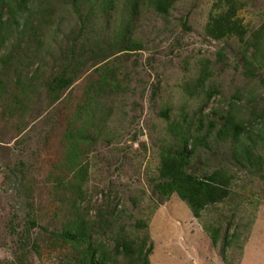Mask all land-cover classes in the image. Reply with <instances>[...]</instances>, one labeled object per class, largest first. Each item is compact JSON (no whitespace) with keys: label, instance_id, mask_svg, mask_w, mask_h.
Wrapping results in <instances>:
<instances>
[{"label":"rangeland","instance_id":"374dc122","mask_svg":"<svg viewBox=\"0 0 264 264\" xmlns=\"http://www.w3.org/2000/svg\"><path fill=\"white\" fill-rule=\"evenodd\" d=\"M54 1L52 7L38 1L30 24L1 35L0 264L21 255L24 264H73L79 248L57 234L76 208L96 226L92 238L108 246L114 235L146 232L153 245L150 264H264V70L247 76L235 37L216 41L205 35L210 16L227 10L224 2L179 0L164 15L145 2L128 13L118 0L92 1L93 10L87 2ZM241 1L234 18L256 30L264 21V0ZM122 45L131 48L123 51ZM203 64L209 65V85L219 89L208 103L204 128L219 120L212 110L225 114L233 108L249 121L262 158L256 166L237 162L232 142L211 137V151L199 149L192 172L221 169L233 179L230 196L198 219L176 194L161 202L152 180L161 146L174 142L159 112L168 105L170 119L184 110L188 125L193 121L204 94L188 97L183 86ZM60 73L72 81L53 99L47 81ZM103 76L119 87L112 93L103 83L90 105L87 96ZM88 106L91 139L76 141L80 155L72 171L65 129L73 122L75 130L83 126ZM85 170L79 196L69 184ZM231 220L243 235L223 259ZM138 221L147 227L136 226ZM205 225L221 226L216 245Z\"/></svg>","mask_w":264,"mask_h":264},{"label":"trees","instance_id":"16d2710c","mask_svg":"<svg viewBox=\"0 0 264 264\" xmlns=\"http://www.w3.org/2000/svg\"><path fill=\"white\" fill-rule=\"evenodd\" d=\"M38 1L44 0H0V50L3 41L1 36L8 27L22 29L32 21L31 15ZM51 1V7L54 0ZM77 5H84V2L89 4V9L93 10L92 1L106 3V0H73ZM114 1V0H113ZM124 3V7L128 13L138 11L140 3L145 2L156 13L167 15L179 0H118ZM53 2V3H52ZM224 2L227 10L212 14L205 26V35L216 41L236 38L240 43L241 65L244 73L249 77L261 75L264 70V21L256 29L249 32L247 27L243 25L241 19L234 18L238 9L242 8L241 0H234L231 4L230 0H221ZM232 5V6H231ZM217 4H215V7ZM104 9H107L106 7ZM105 11V10H103ZM131 46L122 45L121 50L130 49ZM209 65H204L196 78L185 83L183 91L188 97L204 94V101L199 105L194 114L191 123L186 122L187 113L181 110L178 118L170 119V106L166 105L160 110V116L165 120L167 130L173 137L174 142L161 146L159 151V166L158 173L152 180L154 193L158 196L161 202L166 201L171 195L176 194L182 201L186 203L194 218L202 219L203 211L212 208L230 196V184L233 179L232 175L221 169H214L211 172L197 175L192 172L194 157L198 155L199 149L211 151L209 139L214 137L221 141H230L235 148L232 150V157L235 161L250 164L251 166L260 165L261 154L258 152L256 137L253 136L249 121L238 116L234 109H230L225 114H218L212 110V114L218 117V122L210 121L207 128H204L206 109L210 99L217 93L219 89L209 85L210 73ZM72 76L56 75L47 81V89L53 96V99H58L62 89L70 84ZM98 88L91 89L88 98V103L98 99L103 93L105 83L111 89L110 92L115 93L119 83L116 80L109 81L103 76ZM264 81V78L261 79ZM108 83V84H107ZM95 109V105L92 106ZM82 108H80V111ZM87 113V117L83 119V126L75 130V122L70 124V127L65 129V137H67L66 156L68 167L70 170H75V164L78 162L80 153L76 141L84 140L87 142L91 139L88 134L89 118L92 117L90 106L83 109ZM80 111L76 114L79 115ZM101 114L103 112L101 111ZM75 119V114L73 116ZM73 126V129H72ZM214 128L216 131L212 134ZM246 141H245V140ZM245 163V164H246ZM246 164V165H247ZM86 170L81 176H75L74 182L69 184V190L79 196L82 195L83 182L86 177ZM75 195V194H74ZM75 208V207H74ZM75 216L67 220L58 230V238L66 243H70L79 248V254L73 264H150L149 254L152 250V243L148 241L149 236L145 232L142 236L136 238L125 236L123 233L114 235L110 238L112 246L106 245L104 240L96 241L92 238V229L96 226H91L86 220L81 211L74 209ZM107 219L105 226L107 227L111 221V214ZM34 223V222H32ZM231 220L227 222L223 234V243L221 246V255L223 259H227L226 251L233 243L239 241L243 233H239L240 224H236ZM136 226L146 228L145 222L138 221ZM234 226L233 231L229 234L230 227ZM101 227V224H100ZM210 234L214 245L217 244L221 226H204ZM247 227V226H243ZM27 232L22 235L24 238ZM24 256H17L13 260V264H24Z\"/></svg>","mask_w":264,"mask_h":264}]
</instances>
